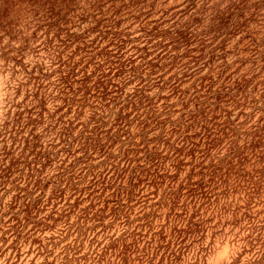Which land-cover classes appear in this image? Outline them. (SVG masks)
I'll return each mask as SVG.
<instances>
[{"label":"trees","instance_id":"trees-1","mask_svg":"<svg viewBox=\"0 0 264 264\" xmlns=\"http://www.w3.org/2000/svg\"><path fill=\"white\" fill-rule=\"evenodd\" d=\"M29 1L22 23L0 19L24 73L0 124L27 133L0 163L12 248L30 243V264H208L231 234L228 264H264V0H120L77 20Z\"/></svg>","mask_w":264,"mask_h":264},{"label":"rangeland","instance_id":"rangeland-1","mask_svg":"<svg viewBox=\"0 0 264 264\" xmlns=\"http://www.w3.org/2000/svg\"><path fill=\"white\" fill-rule=\"evenodd\" d=\"M6 1L3 6L6 7L4 12H0V19H2L3 23H6L9 20H15L22 23L23 17L25 15H30L29 8H32L33 2L29 4V0H0V10L4 9L2 7V3ZM52 4H55L59 1H63V3H68L73 5L72 7L75 9V20H77L80 17H87L90 16L94 9L96 8H103V10L109 9V11H112L113 7L112 5H119L120 0H51ZM73 1V2H72ZM128 1V0H127ZM160 2H163L164 0H159ZM200 1V0H199ZM30 2V1H29ZM184 0H167V4L164 5V7L168 8L171 6H176L181 3H183ZM45 4V5H43ZM48 3L47 0H38V5L40 9L42 7L46 8ZM24 15V16H23ZM25 21V20H24ZM13 23V22H11ZM2 29H4L3 25L0 24V31L2 32ZM3 33V32H2ZM1 33V34H2ZM41 33H38V36ZM9 36H5L0 38V124H2V118H4V113L7 109H2V106L4 104L3 96L4 94L8 93L10 95V99L14 97V92L16 84L19 83L18 80L22 78V74L24 73H16L13 71V69L10 70V64L12 65L13 61H10L8 57L9 54L16 53L15 51H8V53H2L4 50L8 49V45H6V42L8 40ZM40 39L36 43V45H39ZM19 43V42H18ZM54 44V42H53ZM35 45V46H36ZM46 48L44 45H40L38 48H36L35 54L36 59L40 61H44L47 64V56L49 55L48 48ZM25 54V60L28 62L35 61V56H33V53L29 54L28 52ZM32 65H30L31 67ZM17 70L20 69V67H16ZM12 73L14 75H12ZM53 82V80H50ZM24 82V81H23ZM33 82L29 85V87H32ZM9 87V89H7ZM53 86L49 87L48 92L51 91ZM25 88L24 86L21 87L19 96L17 97V101H22L25 95ZM48 108H51V111L53 110L52 105H49ZM50 123L49 120H46V124L43 126H47ZM0 129V163H11V159L13 156L18 155L20 153V148H18V144L23 136H26V132H20V133H12V134H5L4 131H1ZM4 141H6V145L4 146ZM4 159V160H3ZM8 188L11 187L9 184L7 186ZM12 192L6 193L5 191H2L0 193V199L2 198L1 205H0V211L7 212L9 210V203L12 199ZM10 215H7L4 220L0 224V264H30L31 260L35 258V252L31 249L30 243L23 244L21 251L18 253L17 250L12 248L11 242L12 238H10L11 232H9V227L11 223L9 222ZM230 231V227L226 226L225 234H228ZM234 239V235L228 234L226 237L225 242L221 244V240H219L216 245L214 251L211 253V256L208 258V264H228L233 261L234 257H236L237 253L241 251V242L238 244H234L232 240ZM223 240V238H222ZM209 241V238L207 239ZM42 260V258H36V262L39 263ZM51 261V258L49 259ZM53 264H57L56 262Z\"/></svg>","mask_w":264,"mask_h":264}]
</instances>
